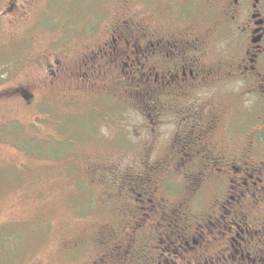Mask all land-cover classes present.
Segmentation results:
<instances>
[{
    "label": "flooded vegetation",
    "instance_id": "obj_1",
    "mask_svg": "<svg viewBox=\"0 0 264 264\" xmlns=\"http://www.w3.org/2000/svg\"><path fill=\"white\" fill-rule=\"evenodd\" d=\"M115 2L77 78L95 91L87 69L103 60L127 97L76 101L107 110L94 138L128 110L149 144L139 172L102 173L125 223L100 230L95 264H264V0H135L136 14Z\"/></svg>",
    "mask_w": 264,
    "mask_h": 264
},
{
    "label": "rangeland",
    "instance_id": "obj_2",
    "mask_svg": "<svg viewBox=\"0 0 264 264\" xmlns=\"http://www.w3.org/2000/svg\"><path fill=\"white\" fill-rule=\"evenodd\" d=\"M134 1L127 3L130 14L142 11ZM116 5L0 0V264H95L103 249L100 230H124L102 173L108 167L111 176L139 172L134 160L149 143L128 110L100 127L102 139L94 138L90 128L105 122L107 110L91 99L76 101L90 93L127 97L118 72L103 60L87 65L95 91L79 80L80 66L107 37L105 16ZM139 19L158 24L154 12ZM56 60L64 66L57 68Z\"/></svg>",
    "mask_w": 264,
    "mask_h": 264
},
{
    "label": "trees",
    "instance_id": "obj_3",
    "mask_svg": "<svg viewBox=\"0 0 264 264\" xmlns=\"http://www.w3.org/2000/svg\"><path fill=\"white\" fill-rule=\"evenodd\" d=\"M7 251H4V254L6 253Z\"/></svg>",
    "mask_w": 264,
    "mask_h": 264
}]
</instances>
